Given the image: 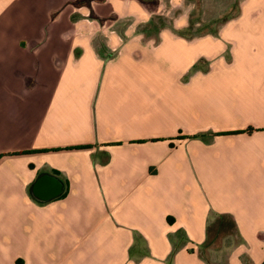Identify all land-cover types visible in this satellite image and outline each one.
I'll return each instance as SVG.
<instances>
[{
	"label": "crops",
	"instance_id": "crops-1",
	"mask_svg": "<svg viewBox=\"0 0 264 264\" xmlns=\"http://www.w3.org/2000/svg\"><path fill=\"white\" fill-rule=\"evenodd\" d=\"M161 2L0 0V264H264V0Z\"/></svg>",
	"mask_w": 264,
	"mask_h": 264
},
{
	"label": "rangeland",
	"instance_id": "rangeland-1",
	"mask_svg": "<svg viewBox=\"0 0 264 264\" xmlns=\"http://www.w3.org/2000/svg\"><path fill=\"white\" fill-rule=\"evenodd\" d=\"M240 0H162L158 6L161 8L153 19L155 23L162 22V27L170 28L174 33L179 34L175 25H179L178 22L181 16L189 14L190 26L189 34L193 39L198 37H204V35H217V33H207L209 30L219 29L222 20L233 17L237 14ZM151 4V3H150ZM161 14V15H160ZM154 15V14H153ZM161 16V17H159ZM177 20V22H176ZM160 26V27H161ZM121 29V26L117 27ZM144 26L138 27L137 31H141ZM181 30V29H180ZM160 30L148 32L151 34H159ZM153 38V36H151ZM186 37V36H184ZM189 37V38H191ZM168 46H171L170 44ZM215 56V63L218 62V58ZM198 61L203 63L209 61L204 57H199L195 62V67ZM199 67V66H198Z\"/></svg>",
	"mask_w": 264,
	"mask_h": 264
},
{
	"label": "trees",
	"instance_id": "trees-1",
	"mask_svg": "<svg viewBox=\"0 0 264 264\" xmlns=\"http://www.w3.org/2000/svg\"><path fill=\"white\" fill-rule=\"evenodd\" d=\"M226 20L227 19L222 20L221 24L224 21H226ZM190 24H189V26H190ZM161 25H162V22H158V24H157V23H155L154 20H152L147 26H145V28L143 30L146 31V32L157 31L160 28ZM189 26L184 28V29L177 30L179 35L186 36L187 38L191 37L190 34H189ZM209 31L210 32H207V33H215V32L217 33L218 29L217 30H209ZM208 65L209 64L206 61L204 63L202 61H198L197 64H196L197 67H195V65H194L190 71L192 72V71H194L196 69H205V68H207Z\"/></svg>",
	"mask_w": 264,
	"mask_h": 264
},
{
	"label": "water",
	"instance_id": "water-1",
	"mask_svg": "<svg viewBox=\"0 0 264 264\" xmlns=\"http://www.w3.org/2000/svg\"><path fill=\"white\" fill-rule=\"evenodd\" d=\"M43 177H45V176L44 175L40 176V178H43ZM55 193H57V191Z\"/></svg>",
	"mask_w": 264,
	"mask_h": 264
},
{
	"label": "clouds",
	"instance_id": "clouds-1",
	"mask_svg": "<svg viewBox=\"0 0 264 264\" xmlns=\"http://www.w3.org/2000/svg\"><path fill=\"white\" fill-rule=\"evenodd\" d=\"M177 27H180L179 25Z\"/></svg>",
	"mask_w": 264,
	"mask_h": 264
}]
</instances>
